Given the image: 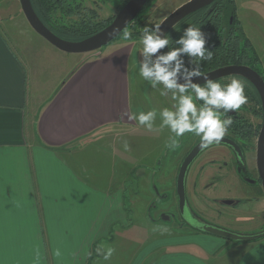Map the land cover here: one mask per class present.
Returning a JSON list of instances; mask_svg holds the SVG:
<instances>
[{
    "label": "rangeland",
    "instance_id": "obj_1",
    "mask_svg": "<svg viewBox=\"0 0 264 264\" xmlns=\"http://www.w3.org/2000/svg\"><path fill=\"white\" fill-rule=\"evenodd\" d=\"M186 1L188 0H151L140 12L142 24L161 23L167 15ZM237 10L242 27L259 53V66L264 71V0H237ZM102 16L105 15L102 13ZM0 32L26 67L28 79L27 110L31 126H33V122L39 115L46 98L56 91L60 83L72 73L75 67L81 64V61L82 67L84 65L88 67L95 64L101 65L102 69L97 76H109V73L114 71L119 77L123 75L128 80L133 78L130 80V112H135L137 109L147 111L153 108L171 107L173 104L171 94L161 96L160 86L152 88L148 82L137 74L134 66L139 60L138 49L141 47L139 41H125L122 37H119L117 40H113L102 48L89 53L73 54L63 52L31 27L22 11L19 0H0ZM84 71L90 73L91 69L86 68ZM230 79H227V81ZM250 101L247 98L245 106H241V112L250 118L254 124L262 122L263 116L261 114H259L260 116L257 115L261 106L255 100ZM110 130L111 132L107 134L97 131L100 133H96V140L90 139L87 142L90 144L82 148V156H80V152L77 153V157L82 158V175L93 180L94 183L96 181L102 190L106 189V185L111 184V188L117 186L119 191L124 187L123 179L127 177L129 179L127 187L132 189L133 197L129 193L127 195L129 197L125 198V205L129 206L127 207L129 218L126 221L116 222L117 226L114 228L113 233L115 234L118 230L121 231L120 236L114 237V245L110 244L106 247L104 244L95 245L93 256L86 264H134V262L139 264L137 258L142 259L140 255L148 247L162 243L165 239L170 243L191 238L196 239L199 243L189 242V244H183L179 250L196 254L204 259L207 264H239L243 260L244 254H246L244 264H264V245L261 249L253 250L264 239L235 241L200 230L190 231L189 227L179 226L172 211L163 210L164 206H169V203L166 204V199L161 198L159 194L161 192L164 194L170 193V191L176 189V175L180 168L179 160H181V156L188 149V145L192 140L190 139L184 148L185 143L183 144V142L189 137H193L194 140L199 139V137L185 134L184 137L180 138L179 146L175 150H169L165 147V141L169 133L167 129H159V120L155 122L152 130L140 126L135 120H131V123L114 124ZM89 135L91 136L88 138H92V135L95 134ZM257 139L258 135L254 136L250 145H247L250 146L249 166L251 169H254L256 165ZM125 141L129 145L128 150L123 147ZM182 148L184 149L183 153L181 152ZM101 151H104V153L102 154ZM112 151L118 153L114 160L113 157L110 158ZM177 153L180 155L177 156ZM212 153L213 150L206 152L203 155L202 162L210 157L209 155ZM214 154L218 155L217 150ZM109 158L110 161H108ZM197 168L196 164L194 169ZM107 174H113L114 176L109 182H104ZM191 180L189 184L187 183L188 190H190V182L191 185L193 183ZM207 180L205 176L199 178V186L205 184ZM85 182L93 184L90 181ZM136 189H140V191H136ZM208 193L195 192V200H192V203L200 212L203 211L209 217V221H214L211 217L215 216L217 208H219L224 210V213L225 211L228 213H225V217L215 220L221 223L223 220L225 224L223 227L226 229L241 234L246 233L245 235L262 233L261 231L264 229V196H261L262 202L254 201L251 197L245 200L239 208L231 209L224 207L223 203L220 205V203L215 202L214 198L224 200L230 198L229 196L232 193L213 194L209 198L210 203L208 200L203 199L204 195ZM239 194L234 192L233 196H240ZM202 201L209 204L200 205ZM88 211L87 208L85 212L88 213ZM163 215L165 217L170 216L172 219L163 220L165 219ZM37 217H39L38 214ZM126 222V227L121 228V224ZM30 231L32 230L24 229L22 231L29 239V244L19 245L16 248L28 249V252H26L28 256L38 254L39 250L40 260L38 264H58L57 261L60 264H69L66 261L67 248L74 252L79 250L77 244L51 246L46 242L43 235L45 230L41 228L39 232L42 244L40 241L38 244L31 235L34 233ZM125 235L128 236L127 239ZM220 243L221 247H219ZM200 246L203 248L207 246L212 250L214 247L216 255L210 256V254L203 253ZM51 247L54 253L52 261ZM107 247L113 248L114 252L109 259L105 260L103 253ZM62 250L64 252L60 254L59 251ZM160 253L161 250L153 253L146 264H155ZM9 255L14 257V253ZM79 257H81V254ZM75 260L78 262V257ZM33 264H35L34 261Z\"/></svg>",
    "mask_w": 264,
    "mask_h": 264
},
{
    "label": "crops",
    "instance_id": "obj_2",
    "mask_svg": "<svg viewBox=\"0 0 264 264\" xmlns=\"http://www.w3.org/2000/svg\"><path fill=\"white\" fill-rule=\"evenodd\" d=\"M25 68L0 32V264H38L39 250L28 256V249L16 246L29 244L24 229L32 230L35 242L42 244L40 228L45 230L43 235L51 246H79L78 252L67 248V263L86 264L95 245H114V237L120 236L121 230L115 234L113 231L117 221L129 218L125 198L129 193L133 197V191L127 187V177L121 191L117 186L111 188V184L102 190L96 181L82 175V158L77 153L82 156V148L90 144V139L96 140V133L107 134L114 124L131 123L125 113H131L133 78L119 77L114 71L109 76H97L101 65L82 67L81 61L46 98L31 126ZM86 68L91 72H85ZM89 134L95 135L88 138ZM117 154L112 151L110 158L114 160ZM113 176L107 174L104 182ZM126 225L122 223L121 228ZM219 226L225 228L223 220ZM189 242L199 243L193 238L170 243L165 239L144 250L138 263L146 264L153 253L161 250L155 264H207L198 255L179 250ZM263 245L262 240L253 250ZM201 248L207 255H216L214 247ZM50 249L52 261L54 253ZM245 256L239 264L246 262Z\"/></svg>",
    "mask_w": 264,
    "mask_h": 264
},
{
    "label": "clouds",
    "instance_id": "obj_3",
    "mask_svg": "<svg viewBox=\"0 0 264 264\" xmlns=\"http://www.w3.org/2000/svg\"><path fill=\"white\" fill-rule=\"evenodd\" d=\"M132 35L126 29L122 39L128 41ZM171 43L161 23H146L140 30L139 60L134 67L152 88L161 87V96L171 94L172 106L137 109L125 115L148 130L159 120V129L168 130L165 147L169 150H175L185 134L199 137L201 147L208 148L228 134L233 124L228 113L247 103L245 84L238 78L218 81L202 72L201 63L211 61L213 56L202 27H184L174 41L175 46L170 47ZM201 77L203 82L197 79ZM123 147L128 150L126 141ZM113 252V248L107 247L103 258L109 259Z\"/></svg>",
    "mask_w": 264,
    "mask_h": 264
},
{
    "label": "flooded vegetation",
    "instance_id": "obj_4",
    "mask_svg": "<svg viewBox=\"0 0 264 264\" xmlns=\"http://www.w3.org/2000/svg\"><path fill=\"white\" fill-rule=\"evenodd\" d=\"M31 1L33 3L36 12L39 10L41 11V19L46 20L51 27L58 26L64 30H78L79 32H82V25L86 26L94 23L98 24L101 21H105L106 23L103 27L107 26L116 16L119 10L127 3V1L124 2L123 0H31ZM48 1H50L51 5L53 6V9H51V7L50 9L49 7L47 9L46 5ZM209 6L211 5H207L204 8H208ZM52 11H55V13L52 14ZM102 13L105 15L104 17L102 16ZM237 64L247 65L245 63H237ZM228 65H232V64H228ZM231 77L238 78L246 85H248L249 83L253 85L250 81H248V79L238 75L221 77L216 80L227 82V79H230ZM246 90L249 96V100H251L250 102L254 101L252 99V95L248 93L249 89ZM242 106H245V104ZM249 109L250 108L248 106V110ZM259 114L263 116L262 105L257 112V115ZM228 115L230 116L233 115L235 119H232L233 124L231 125L228 134L225 135V137L234 140L241 147V150L243 152V159L240 157L239 153L232 146L226 143H216L209 146L208 148H204L203 150H201L200 153L195 157V159L190 163L187 171V175H186L187 199H186L185 211L183 213L181 212L179 207V196L177 193V176L179 170L176 175V184H175L176 189L170 191V193L164 194L161 192L159 194L161 198L166 199L165 200L166 204L169 203V206H164L163 210L172 211L174 218L176 219V222L181 227H189L190 230H194V231L198 230L193 226V219L198 220L199 223L202 222L210 223L215 226H219V222H216L215 219L218 220L221 217H225V213H228L226 211L224 213V210L217 208V213L215 214V216L211 217L214 219V221L213 222L209 221L208 219L209 217H207L203 211L200 212V210H198L192 203V200H195L194 199L195 192H209L208 194L210 195L205 194L204 195L205 197H203V199L208 200L209 203H210L209 198L212 197L213 194L232 193V195L229 196L230 198H227V199H233L235 201L231 205H226L222 202L223 200L221 199L219 200V198H214L215 202L220 203V205H222L223 203L225 205L224 207H228L231 209L239 208L240 205L243 204L245 200H248L251 197L254 201L262 202L261 196H264V188L262 186V180L260 178V174L257 169V163L254 169H251V167L249 166L250 146H247L250 145V143L253 141L254 136L257 135L259 136L262 122L254 124L250 118H248L246 115H244L241 112V107L234 112L228 113ZM236 120L239 121L237 124L235 123ZM259 124L261 125L258 129ZM190 139L192 141L188 145V149L183 153L184 150L183 148L187 146L186 144L189 143ZM199 141H200L199 139L194 140L193 137H189L183 142V144L185 143V145H183V148L181 149L183 155L180 158L181 160H179L180 165L185 159V157L188 155V153L191 151V149ZM211 150H213V153L209 155L210 157L206 158L204 162H202L203 155ZM216 150L218 155L214 154ZM179 155L180 154L177 153V156ZM196 164L198 168L194 169V167H196ZM203 176L207 177L209 182L207 180L205 184L199 186L198 179ZM190 180L193 181V183L191 185L190 182L189 185L190 190H188L187 183L189 184ZM233 184L235 185L233 186ZM234 192L240 193L239 194L240 196L234 197L233 196ZM209 203H207L206 201H202L200 205H205ZM170 219H172V217H170ZM261 232H264V229Z\"/></svg>",
    "mask_w": 264,
    "mask_h": 264
},
{
    "label": "water",
    "instance_id": "obj_5",
    "mask_svg": "<svg viewBox=\"0 0 264 264\" xmlns=\"http://www.w3.org/2000/svg\"><path fill=\"white\" fill-rule=\"evenodd\" d=\"M150 0H128L127 3L119 10L113 20L97 33L90 35L81 40H68L60 37L54 31H52L40 18L36 12L31 0H20L22 11L31 25V27L42 37H44L49 43L66 53L82 54L89 53L102 48L116 39L139 15L143 8ZM217 0H188L174 9L169 15H167L162 21V28L167 35L168 32L175 27L181 20L196 12L207 5H216ZM214 79H219L226 76H242L250 81L256 88L263 109V121L257 139L256 148V163L257 169L262 180V186L264 188V77L254 68L244 64H232L223 67H219L210 72H205ZM199 82H203V78H197ZM219 143H226L232 146L243 159V152L241 147L232 139L223 137ZM216 144V143H214ZM204 148L201 147L200 141L191 149L188 155L185 157L180 165L177 176V193L179 196V207L181 212L185 211L186 206V175L190 163ZM226 205H231L235 201L233 199H224L222 201ZM165 219H170V216L163 215ZM193 226L203 232H208L216 236L232 239L235 241H245L258 239L264 236V232L254 235H245L236 232H232L228 229L215 226L210 223H199L198 220L193 219Z\"/></svg>",
    "mask_w": 264,
    "mask_h": 264
},
{
    "label": "trees",
    "instance_id": "obj_6",
    "mask_svg": "<svg viewBox=\"0 0 264 264\" xmlns=\"http://www.w3.org/2000/svg\"><path fill=\"white\" fill-rule=\"evenodd\" d=\"M123 1L126 2L128 0ZM149 2H151V0ZM47 5V9L48 7L49 9L50 7L53 9L50 1L47 2ZM39 11H37V13L41 18V11ZM53 13H55V11H52V14ZM140 17L141 14H139L126 28L133 34L132 38L128 41H139L140 30L145 25L142 24L143 21ZM42 20L52 31L68 40H81L93 35L104 28L103 26L106 23L105 21H101L98 24L82 25V32H79L78 30H64L58 26L51 27L46 20ZM190 24L202 27V30L208 35V46L211 47L213 53L211 61L201 63V70L203 73L228 64L245 63L256 69L264 77V71L259 66V53L247 36L238 17L237 0H217L216 5L202 8L185 17L168 32L167 35L172 41L170 47L175 46V39L180 35L183 28ZM122 34L123 32L114 40L122 37ZM246 89H249L248 93L252 95V99L256 100L261 106L259 94L254 86L250 83L248 85L245 84V94L249 99ZM231 118L235 119L233 115H231ZM238 122V120L235 121L236 124ZM260 125L261 124L258 125V129Z\"/></svg>",
    "mask_w": 264,
    "mask_h": 264
}]
</instances>
